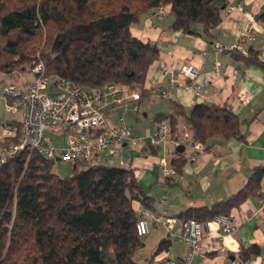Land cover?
<instances>
[{
	"label": "trees",
	"instance_id": "obj_1",
	"mask_svg": "<svg viewBox=\"0 0 264 264\" xmlns=\"http://www.w3.org/2000/svg\"><path fill=\"white\" fill-rule=\"evenodd\" d=\"M219 1L0 0V81L29 72L34 61L30 57L39 50L47 76L87 91L106 84L136 89L140 100L147 95L143 84L157 49L131 36V25L150 10L170 6L174 30L194 35L192 24L205 30L219 25ZM171 112L153 119L169 125L175 142L185 134L190 144L204 146L214 136L242 139L239 121L225 107L201 103L185 112L174 102ZM7 124L13 135L0 142L1 151L18 139L19 122ZM181 154L174 151L169 162L176 175L182 171ZM94 159L71 162V174L62 178L52 172L51 161L27 148L4 154L0 264H139L135 257L144 243L136 234L140 216L133 204L157 212L154 199L130 168ZM263 176L264 166L255 167L241 189L209 207L188 209L184 219L204 225L218 217L229 219L230 211L249 197L262 196ZM168 243L161 241L154 255ZM263 252L264 247L252 244L238 256L241 262Z\"/></svg>",
	"mask_w": 264,
	"mask_h": 264
},
{
	"label": "crops",
	"instance_id": "obj_2",
	"mask_svg": "<svg viewBox=\"0 0 264 264\" xmlns=\"http://www.w3.org/2000/svg\"><path fill=\"white\" fill-rule=\"evenodd\" d=\"M219 3L224 6L219 25L205 30L201 24H192L194 35L174 30L170 6L163 7L162 19L155 10L143 14L131 25L130 34L157 49V57L149 66L143 84L147 95L137 101L126 98L122 104L115 105L107 99L102 109L107 123H115L121 116L130 136L143 140L142 146H131L126 141L120 160L154 199L156 211L176 220L174 233L185 221L188 209L209 207L227 199L245 185L255 167L264 166V62L258 59L264 55V3L263 0H220ZM249 27L253 36L245 41L244 54L215 51V43L233 45ZM183 63L199 70L196 83L178 76L175 85L170 86L164 71L175 72ZM194 84L200 86L199 94L193 90ZM161 90L166 91V97H161ZM123 92L125 95L138 93L136 89H123ZM174 102L185 112L201 103L225 107L239 121L242 139L214 136L206 142V147L200 143L183 146L179 159L184 160L182 171L171 179L164 177L159 160L167 157L169 163L179 145L169 142L164 147H155L149 144V137L159 125L153 116L170 113ZM134 105L138 108L136 111ZM141 105L143 129L138 131L133 123V130L125 116L139 111ZM196 145L200 149H194ZM150 147L156 148L155 153ZM145 148L150 153L147 157L141 155ZM193 155L195 160H191ZM95 158L115 165L108 152L99 153ZM260 188L261 197H249L230 211L228 220L235 227L233 234L218 238L222 235L221 228L213 222L207 223L210 236L202 241L205 253L194 255L190 264H225L239 259L240 250L252 244L264 247V176ZM133 207L139 216L145 212L140 203H134ZM142 240L144 249L151 250L147 254L143 250L142 255L141 251L135 257L139 264H177L186 253V248L174 236H168L160 228H152ZM163 240L169 242L167 248L154 255ZM239 264H264V252Z\"/></svg>",
	"mask_w": 264,
	"mask_h": 264
},
{
	"label": "built area",
	"instance_id": "obj_3",
	"mask_svg": "<svg viewBox=\"0 0 264 264\" xmlns=\"http://www.w3.org/2000/svg\"><path fill=\"white\" fill-rule=\"evenodd\" d=\"M264 3V0H263ZM156 15L159 19L165 15L163 7L158 8ZM253 32L247 28L233 45L225 46L215 43V51L244 54L245 41L252 38ZM260 62H264V55L258 57ZM31 72L34 79L28 83L25 91L18 90L14 85L8 83L1 86L6 100L5 111L8 113H18L19 133L17 142L0 150V164L5 153L13 155L19 149L27 148L41 154L46 159L54 163L55 161L74 162L81 160L84 163L91 162L96 154L108 152L112 164L122 165L121 155L123 144L129 141L131 146H142L143 140L131 137L129 129L123 117H118L115 123H107L102 111L107 99L115 104H122L124 99L137 101L139 94L131 92L125 95L123 88L106 84L102 87L85 90L82 87L67 81L58 76H47L44 63L39 59L31 63ZM236 72V71H235ZM164 77L168 78L170 86L175 85L178 76L188 79L189 82L196 83L199 70L189 64H181L175 72L164 71ZM50 86L60 90V94L53 95L49 92ZM196 94L200 92V86H192ZM161 97H166V91L161 90ZM10 99L9 105L7 103ZM133 109L138 108L134 105ZM56 129L61 131V141L53 143V139H47L45 131ZM13 127L9 124L0 126V142L13 135ZM170 127L166 122L159 123L157 130L149 137V144L155 147H164L167 143L173 142L175 146H191L184 138L175 142L170 139ZM90 134L88 135V133ZM194 149H200L196 145ZM5 152V153H4ZM142 156H149L147 148L141 150ZM196 155L191 156L195 160ZM159 167L162 175L172 178L176 175L168 163L167 157H161ZM221 228V234L231 235L235 232V227L227 218L218 217L212 221ZM176 220L166 215L165 212H153L145 210L136 221L135 230L139 238L148 235L152 228L163 229L168 236H174L175 241L186 248V253L177 264H190L194 255L204 254L205 248L202 241L209 237L207 224H201L193 219L185 220L181 223L177 233H174ZM240 260L228 261L225 264H239Z\"/></svg>",
	"mask_w": 264,
	"mask_h": 264
},
{
	"label": "rangeland",
	"instance_id": "obj_4",
	"mask_svg": "<svg viewBox=\"0 0 264 264\" xmlns=\"http://www.w3.org/2000/svg\"><path fill=\"white\" fill-rule=\"evenodd\" d=\"M43 38H44V34L42 33ZM43 46V44H41V47ZM39 55V50L35 51L32 55H31V59L33 58L34 60L37 59V56ZM32 68L30 69L29 72H21L19 73V75L16 78H11V79H6L8 81H4L0 83H4V85H6V83L8 84L9 82H11L12 85H14L18 90H22L25 91L27 86H28V82L30 80H33V76L31 72ZM33 78V79H32ZM5 80V79H4ZM3 86V85H2ZM49 92L53 95H57L60 94V90L50 86L49 88ZM139 94V93H138ZM7 103L9 105H12L10 103V99H8ZM5 104H6V100L4 98V94L2 92V87L0 86V124H7L9 121H17V118L19 117L18 113H8L5 111ZM137 113V114H135ZM125 114V113H124ZM127 117L125 116L126 120H130L131 124V128L133 130H135V127L133 125V123H135L138 131L143 129V111H142V105L141 108L139 109V111L137 112H133V115H129V112L127 113ZM129 117V118H128ZM136 119H139V121H135ZM131 131V129H130ZM45 135L47 137V139H53V143H58L59 141H61V131L60 130H56V129H47L45 131ZM51 170L54 174H56L59 177H67L71 174L72 170H71V163L68 162H64V161H55L52 164ZM143 250L144 254H147L151 249L149 248H143L141 255L143 254Z\"/></svg>",
	"mask_w": 264,
	"mask_h": 264
},
{
	"label": "water",
	"instance_id": "obj_5",
	"mask_svg": "<svg viewBox=\"0 0 264 264\" xmlns=\"http://www.w3.org/2000/svg\"><path fill=\"white\" fill-rule=\"evenodd\" d=\"M223 8H224V6L221 7V9H223ZM183 149H184V147L181 146V145H179L178 147H176L175 150H176L178 153H181V152L183 151Z\"/></svg>",
	"mask_w": 264,
	"mask_h": 264
}]
</instances>
